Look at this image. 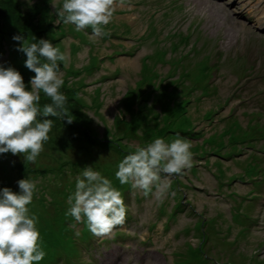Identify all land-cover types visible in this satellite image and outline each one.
Instances as JSON below:
<instances>
[{
    "label": "rangeland",
    "instance_id": "rangeland-1",
    "mask_svg": "<svg viewBox=\"0 0 264 264\" xmlns=\"http://www.w3.org/2000/svg\"><path fill=\"white\" fill-rule=\"evenodd\" d=\"M241 1L0 0V264H97L88 214L124 204L128 261L151 236L146 264H264V2Z\"/></svg>",
    "mask_w": 264,
    "mask_h": 264
},
{
    "label": "bare ground",
    "instance_id": "bare-ground-1",
    "mask_svg": "<svg viewBox=\"0 0 264 264\" xmlns=\"http://www.w3.org/2000/svg\"><path fill=\"white\" fill-rule=\"evenodd\" d=\"M249 7H251L250 8V11H253L254 9H255V7H252V5L251 4H249ZM249 14H251V13H249ZM260 21H261V19H259ZM260 141H263V140H261L260 138L259 139H257V140H255L254 142H253V144H259V142ZM264 212V205L260 208V210H259V213L261 214V213H263ZM121 219H123V217H121ZM84 238H86V237H78L77 239H78V241H79V243L82 245V243H81V241L84 239ZM103 248V247H102ZM82 251V250H81ZM81 251H76L75 249H74V247H73V245H68V248L61 254V257L62 258H64V259H67V258H70V261L67 263V264H69V263H71L72 261H74L79 255H80V253H81ZM98 259H99V261H98V259H97V264H103L104 263V261L107 259V255H106V253H105V251H103V249H100V251H99V253H97V256H96ZM116 258V257H115Z\"/></svg>",
    "mask_w": 264,
    "mask_h": 264
},
{
    "label": "trees",
    "instance_id": "trees-1",
    "mask_svg": "<svg viewBox=\"0 0 264 264\" xmlns=\"http://www.w3.org/2000/svg\"><path fill=\"white\" fill-rule=\"evenodd\" d=\"M124 193V192H123ZM40 209V208H39ZM44 210V209H43ZM42 210V208H41V211H43ZM69 213V211H63L62 212V214L60 215V218L59 219H57V217L58 216H56V217H54V218H52V225H55L56 227H60L61 226V221H60V219L62 218L64 221H63V223H65L66 222V218H71L72 216H70V217H68V215H70V214H68ZM42 214V213H41ZM64 228L63 229H67V227H65V226H63ZM61 228V227H60ZM52 253L54 254V256H55V260H54V263H55V261H56V256H57V250L56 249H53L52 250ZM54 263H52V264H54Z\"/></svg>",
    "mask_w": 264,
    "mask_h": 264
},
{
    "label": "clouds",
    "instance_id": "clouds-1",
    "mask_svg": "<svg viewBox=\"0 0 264 264\" xmlns=\"http://www.w3.org/2000/svg\"><path fill=\"white\" fill-rule=\"evenodd\" d=\"M99 215V214H98ZM82 220H84V219H82ZM100 227V226H99ZM155 244V243H154Z\"/></svg>",
    "mask_w": 264,
    "mask_h": 264
}]
</instances>
